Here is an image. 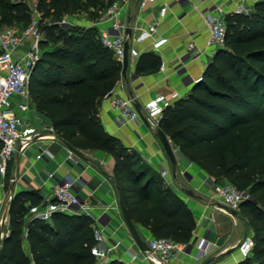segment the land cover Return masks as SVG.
Masks as SVG:
<instances>
[{
	"label": "trees",
	"instance_id": "1",
	"mask_svg": "<svg viewBox=\"0 0 264 264\" xmlns=\"http://www.w3.org/2000/svg\"><path fill=\"white\" fill-rule=\"evenodd\" d=\"M118 1L123 0H39L40 27L46 35L31 77V103L49 117L66 144L112 157L114 180L133 223L149 228L157 238L187 244L196 222L183 199L101 123L102 103L122 79L123 65L101 44L97 27L60 25L65 17L81 13L87 14V20H98ZM32 16L27 0H0V31L15 25L23 31ZM226 25L225 46L215 54L205 78L187 98L164 110L159 126L186 157L198 156L206 165L197 164L218 181L226 179L248 194L238 213L254 224V248L238 264H264V171L255 179L264 164V0L252 13L229 14ZM153 57V53L140 57L138 74L160 68ZM246 131H251L253 142L246 152H238ZM221 145L226 147L222 159ZM6 180L10 181L8 174ZM41 202L37 192H22L13 198L11 228L2 243L4 264H31L22 249L24 227ZM28 240L35 264L97 262L93 220L86 214H54L51 222L32 219Z\"/></svg>",
	"mask_w": 264,
	"mask_h": 264
},
{
	"label": "crops",
	"instance_id": "2",
	"mask_svg": "<svg viewBox=\"0 0 264 264\" xmlns=\"http://www.w3.org/2000/svg\"><path fill=\"white\" fill-rule=\"evenodd\" d=\"M259 1L170 0L168 15L159 27V33L169 38V44L160 53H153V60L161 64L163 60L165 69L162 70L160 64L157 71L140 75L137 73L140 58L130 59L124 87L116 90L121 96L135 97L147 120L141 117L122 127L116 122V113L109 102L104 100L102 103L100 119L104 130L118 138L125 147L135 150L154 172L161 175L168 171L170 174L163 177L166 186L183 199L195 219L192 239L185 244L183 252L175 253L170 264H201L211 258H216L211 264H238L252 254L254 241L247 217L240 212L234 216L220 203L211 201L218 181L216 176L188 159L167 135L177 160L176 167L172 164L157 135L160 126L149 117L147 111L156 110L165 101L173 105L187 98L202 82L196 83V80L205 78L206 70L217 52V49L208 50L205 46L210 34L211 15L221 13L227 17L241 4L254 12ZM139 2L130 0L123 6L120 15L130 27L128 31L132 35L137 32L135 27H147L159 15V5L141 9ZM84 23L86 26L90 24ZM111 27L112 22L109 21L99 29ZM191 43L196 45L192 51L188 49ZM148 53L151 52L143 51L141 56ZM16 112L25 116L27 125L35 128L36 132L27 145L18 148L10 162L7 170L10 181L0 174L2 217L8 207L13 179L16 181L14 194L37 192L41 196L42 202L33 209L34 212L43 211L54 202L53 185L70 176L76 180L75 192L81 203L89 207L87 212L80 211L90 216L94 229L102 230L108 238L107 243H98L95 248L96 264H153L126 224L121 209V202L124 204V201L114 180L115 163L112 157L100 150L84 152L86 158L73 153L56 134L49 117L33 104L27 113H21L18 109ZM6 219L5 232L11 228L10 214ZM31 221L29 215L25 221L22 249L30 257L31 264H35L28 240ZM133 224L147 243L155 237L149 228L137 222ZM109 247L113 248L111 253H108ZM228 251L232 252L222 256Z\"/></svg>",
	"mask_w": 264,
	"mask_h": 264
},
{
	"label": "built area",
	"instance_id": "3",
	"mask_svg": "<svg viewBox=\"0 0 264 264\" xmlns=\"http://www.w3.org/2000/svg\"><path fill=\"white\" fill-rule=\"evenodd\" d=\"M129 2L130 0H123L113 3L99 21L86 26L87 28L95 26L99 29L107 22H112L110 29H99L100 41L122 65L128 42L130 44L129 57L132 60L140 58L142 52L146 50L151 53H160L169 44V38L159 33V27L168 15L170 0H140L141 9L159 5V15L147 27H135L137 32L131 36L128 34L130 27L120 17L123 6ZM36 12L40 17L38 10ZM234 13L249 14L252 11L245 4H241ZM40 21L41 17H35L29 26L21 32L8 27L0 31V142L2 145L0 149V174L4 177L18 148L27 145L36 132L35 128L27 125L26 117L20 116L16 109L21 113H27L32 105L31 77L41 59L40 44L44 39ZM60 25L67 28L75 26V23L64 19L60 22ZM209 25L210 34L205 43L206 49L218 50L223 48L226 43V16L221 13L211 15ZM142 46H144L143 49L140 48ZM195 48L194 43H191L188 47L190 51ZM161 69H165L163 60ZM201 81H203V77L198 78L196 83ZM119 87H124L123 77L117 83V86L106 95L104 100L109 102L111 109L116 113V122L124 127L138 121L142 115L136 107V98L121 96L116 91ZM177 96L178 94L175 95V97ZM168 106H170V102L165 101L156 110H148L149 117L158 122L159 125L158 118L162 116ZM169 174L168 171H164L161 175L166 177ZM75 186L76 180L70 176L58 180L53 185L52 197L54 202L50 203L43 211H34L32 219L39 218L51 222L54 214L77 215L82 214L81 211L87 212L89 207L81 203L75 192ZM248 197L247 193L240 191L230 181L219 180L215 184L211 201H216L229 210L238 212ZM6 224L7 219L4 220L0 212V227L3 228V239L9 236V231H4ZM94 238L97 243L108 242L107 236L100 229H94ZM148 245L153 254L162 259L163 264H170L175 253L183 252L186 248L185 244L176 243L163 237L152 238ZM112 251L113 248L109 247L108 253ZM136 258L134 256V260Z\"/></svg>",
	"mask_w": 264,
	"mask_h": 264
},
{
	"label": "water",
	"instance_id": "4",
	"mask_svg": "<svg viewBox=\"0 0 264 264\" xmlns=\"http://www.w3.org/2000/svg\"><path fill=\"white\" fill-rule=\"evenodd\" d=\"M128 34L129 36H131V31H128ZM129 49H130V44L129 42L126 44V51H125V57H124V63H123V78L124 79H127L128 78V68H129V63H130V57H129ZM220 49L217 50V52L219 51ZM216 52V53H217ZM136 107L138 109V111L141 113L142 117L147 120L145 118V116L143 115L142 113V109H141V106L139 103L136 104ZM157 135L158 137L160 138L163 146H164V149L170 159V161L172 162V164L176 167L177 165V160H176V157H175V154H174V150H173V147L170 143V140L168 138V136L166 135V133L159 127L157 129ZM67 146L69 147V149L75 153L76 155L82 157V158H86L85 154L83 151L77 149L76 147L72 146V145H69L67 144ZM176 175V173H175ZM15 186H16V181L15 179H13V183L11 185V191H10V196H9V199H8V207H7V210H6V213L5 215L3 216V219L5 220L7 218V216L9 215V212H10V208H11V203H12V200L13 198L17 195V194H14V191H15ZM223 206V205H222ZM225 207V206H223ZM232 215L236 216L238 214L237 211H231L229 210L227 207H225ZM121 209H122V213L124 215V218H125V221H126V224L134 238V240L136 241V243L138 244V246L141 248L142 251H144L147 256L149 257L150 261L153 263V264H163V261L160 257H158L157 255L153 254V252L151 251L148 243L146 241H144L138 230L136 229V227L134 226L132 220L130 219L128 213H127V210L125 208V205L123 204V202H121ZM2 233H3V228L0 227V264H4V250H3V247H2V243H3V237H2ZM232 251H228L227 253L223 254L222 256H225L229 253H231ZM216 260V258H211V259H208L206 261H204L203 263L201 264H211L213 263L214 261Z\"/></svg>",
	"mask_w": 264,
	"mask_h": 264
},
{
	"label": "rangeland",
	"instance_id": "5",
	"mask_svg": "<svg viewBox=\"0 0 264 264\" xmlns=\"http://www.w3.org/2000/svg\"><path fill=\"white\" fill-rule=\"evenodd\" d=\"M27 2H28V4H29V6H30V8H31V12H32V14H33V16H32V19H34L35 17L36 18H40L39 16H38V14H37V12H36V10H37V4H38V2H39V0H27ZM41 15V14H40ZM104 14H102L101 15V17L103 16ZM85 17H88L87 16V14L86 13H81L79 16H75V17H65V19L66 20H68V21H71V22H73V23H75V25H81V26H86V25H84L85 23H84V21L85 22H88V23H91V24H94V23H96L97 21H99V19L101 18H99L98 20H87L88 18H85ZM64 20V19H63ZM48 24H49V21H46V22H44L43 23V27L45 28V31L47 30V26H48ZM12 28H14L15 30H17L18 32H21V30H22V26L21 25H15V26H13ZM24 29V28H23ZM42 30V29H41ZM47 32V31H46ZM43 33V32H42ZM45 32L43 33V37H45ZM48 46V45H47ZM47 46H44V47H47ZM117 86V85H116ZM115 86V87H116ZM114 87V88H115ZM252 142H253V140H251V131H246V132H243V134H242V145H241V147L238 149L237 148V151L238 152H246L248 149H249V147L251 146V144H252ZM225 151H226V147H225V145H221V146H219L218 147V152H219V155H220V157H221V159L224 157V155H225ZM236 151V152H237ZM188 159H190V160H192L193 162H195V163H199L200 165H206L205 163H202L200 160H199V157L197 156H193V157H188ZM13 161V160H12ZM260 169H261V174L260 175H256L255 176V179H259L260 177H262V173H263V171H264V164L263 163H261V165H260V167H259ZM223 180H226V179H223ZM248 219V218H247ZM249 220V224H250V227H251V231H252V234L254 235L255 234V228H254V224H253V222L251 223V219H248Z\"/></svg>",
	"mask_w": 264,
	"mask_h": 264
}]
</instances>
